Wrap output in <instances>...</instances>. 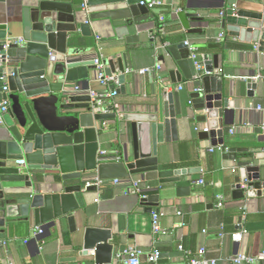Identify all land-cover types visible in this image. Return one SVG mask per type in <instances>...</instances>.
<instances>
[{
  "label": "water",
  "instance_id": "95a60500",
  "mask_svg": "<svg viewBox=\"0 0 264 264\" xmlns=\"http://www.w3.org/2000/svg\"><path fill=\"white\" fill-rule=\"evenodd\" d=\"M141 1L84 0L86 10L77 11L64 0H40L37 6L24 11L23 41H11L8 47V40L19 37H13L6 24L0 25V103L3 99L10 101L0 126L1 229L7 223L11 228L33 224L43 231L37 240H43L46 229L79 209L83 184L91 181H131L141 177L160 186L185 182L186 176L196 169L166 168L163 159L177 139L179 118L186 119L192 113H201L197 120L208 122L210 132H202L200 137H211L215 147L224 145V136L232 131L234 110L229 99L223 97L218 60L210 54L204 56V61L206 71L214 76L194 81L200 92L192 96L190 106L181 105L179 93H168L166 83L158 82L156 76L151 79L156 89L152 102L137 110L105 114L90 94H78L62 82L78 57L94 51L78 43L80 36L92 35L93 23L110 20L117 42L128 45L138 43L137 35L154 31V16L139 4ZM236 6L237 0H221L222 29L232 38L257 45L264 54V15L238 12ZM178 17L187 32L196 31L191 30L189 19L198 18L197 14L181 11ZM122 49L118 46L113 50L116 60H104L107 76L121 73L120 85L130 67L131 54ZM165 51L172 56L176 68L169 72L173 84L182 83L185 71L189 79L197 77L190 50L184 43L166 47ZM91 64L96 69L94 62ZM3 75L7 76L9 95L2 94ZM252 78L247 81L249 96L257 88ZM107 121L119 122L132 137L131 153L120 161H108L100 155L107 136L103 123ZM244 152L248 150L230 149L224 155L241 170L231 185L237 201L262 196L264 190V163H257L255 157L238 160L237 154ZM21 161L25 166L18 165ZM98 189L97 185L86 188L87 192ZM189 195V187L176 190L179 198ZM159 200V196H150L141 204L152 208L151 213H158L153 207H158ZM6 237V231H1L0 247ZM113 241L109 230L86 228L83 249L93 251L96 264H113L117 252Z\"/></svg>",
  "mask_w": 264,
  "mask_h": 264
},
{
  "label": "crops",
  "instance_id": "0c3cea01",
  "mask_svg": "<svg viewBox=\"0 0 264 264\" xmlns=\"http://www.w3.org/2000/svg\"><path fill=\"white\" fill-rule=\"evenodd\" d=\"M39 1L0 0V25L6 24L12 29L13 37H23L24 11L34 8ZM64 1L77 11L86 10L84 0ZM157 1L162 2V5L150 10L151 16H154L155 29L137 35L140 39L138 43L128 45L124 41L117 42L114 23L110 20L93 23L92 35L80 36L78 43L94 51L85 57H78L62 82L73 88V91L78 87L82 91L104 93L107 89L98 83L97 69L91 63L98 57L100 50L104 55L103 61L106 58L114 60L113 50L121 46L122 50L131 53L130 67L125 72L123 85L115 87L119 95L105 100L102 111L112 108L114 112L122 113L137 110L152 102L156 94L151 84L152 77L130 71L159 66L161 69L157 72V81L166 83L168 93L178 92L181 105L190 106L192 96L198 93V88L193 84L196 78L189 79L185 71L182 72V83L173 84L169 72L176 68L172 56L165 51L166 47L190 42L199 48L203 57L210 54L218 60L223 97L229 99L230 108L234 110L233 133L224 136L223 146L229 150H248V153H238V160L255 157L257 163H264V54L259 52L257 45L232 38L222 29L221 0ZM236 9L238 12L264 15V0H237ZM181 11L198 15V18L189 19L191 30H196L194 33L183 28L178 17ZM221 34L225 36L224 40L218 41ZM214 45L221 47L209 48ZM116 75L120 76L121 73ZM259 75L263 79L256 81L255 77ZM252 76L257 88L253 90V96H249L247 81ZM56 80L60 78L56 77ZM181 86L183 90L180 91ZM200 115L196 112L186 119L179 118L177 139L170 144L163 159L166 168L196 169L193 174L186 176L185 182L160 186L157 182L148 183L141 177H134L131 181H120L118 185L115 181L83 184L79 209L58 219L54 227L46 229L43 240H37L35 233L39 228L33 224L11 228L7 223L6 228H0V232L6 231L7 236L0 247V264H96L93 251L83 249L86 228L109 230L114 238L116 254L130 247L145 253L160 250L162 258L159 264H186L180 246L193 253L205 249L206 258L217 260L218 264H232L231 258L240 253L254 258L263 257L264 190L262 196L247 197L240 201L234 199L231 185L241 170L235 162L224 158L226 153L211 152L215 148L213 139L200 137L204 130L209 129L208 122L197 120ZM103 125L107 136L102 142L100 155L108 161L126 158L132 149L131 134H127L119 122L107 121ZM103 152L104 155L101 154ZM136 181L140 182L143 189L146 188L149 197L159 196V205L153 210H158L160 226L166 234L153 233L152 208L143 206L139 196L128 193L131 184ZM200 181L204 183L199 184ZM88 184L97 185L99 189L87 192ZM180 186L190 188L188 197L176 196ZM221 197L224 198V207L218 208ZM241 228L248 229V234L242 242L235 243L231 234ZM222 231L225 235L220 237ZM113 264L125 263H116L114 260ZM143 264L147 262L144 260ZM255 264H264V260L259 259Z\"/></svg>",
  "mask_w": 264,
  "mask_h": 264
},
{
  "label": "built area",
  "instance_id": "2783aa9c",
  "mask_svg": "<svg viewBox=\"0 0 264 264\" xmlns=\"http://www.w3.org/2000/svg\"><path fill=\"white\" fill-rule=\"evenodd\" d=\"M141 6L146 7L148 10H154L157 7L162 5V2L157 1V0H142L139 3ZM224 35L221 34L220 37L218 38V41L224 40ZM11 41L13 43H20L23 41V38L19 37L16 39H11L8 40L7 42V47L10 45ZM185 45L189 48L190 50V59L194 62V65L196 67V70L198 72V75L196 79H202L204 76H210L212 75V72L206 71V66H205V61L204 57L201 54L199 48L195 45H193L190 42H185ZM168 46V45H166ZM0 58H1V52H0ZM104 55L103 52L100 50L98 57L94 60V65L97 69L98 72V83L100 84L101 87L107 89L104 93H97L94 91H82L80 88H75L74 92L77 93H88L92 97V101L96 103L99 106V110L103 113H110L114 112L112 108H108L105 111H102V106L105 104V100L107 99H112L116 98L119 95V92L115 87H118L120 85L119 79L117 75H112V76H107L106 75V70H107V65L103 61ZM0 67H2V63H0ZM161 69V67H152V68H145L139 71H130V72H135L136 74H139L141 76H156L157 72ZM263 79L261 75L255 77L256 81H259ZM2 82V94H7L9 95L10 90L9 86L7 84V76L3 75L1 78ZM114 88L112 90L111 88ZM179 90H183V87L181 86ZM197 92H200V89L197 90ZM9 99H3V101L0 103V126L4 124V115L8 112L9 108ZM197 131H199L196 128ZM205 133H209V129L204 130ZM233 133V132H231ZM220 152V153H228L229 149L223 145L217 146L213 149H211V152ZM102 155L105 154V152L101 153ZM118 161H120V158L118 157ZM18 165L20 166H25V162L21 161L18 162ZM115 183L118 185L120 184V181H115ZM203 181H200L199 184H203ZM93 186L92 184H88V187ZM146 189V188H145ZM142 188L140 182L136 181L131 184V188L129 189L128 193L131 195H137L140 197L141 200H147L149 198V195L146 194V190ZM149 191V189H148ZM218 208H223L224 207V198L221 197L219 200V204L217 205ZM152 229L153 233L155 235L159 234H166L165 230H162L160 226V214L159 213H153V221H152ZM43 231L38 229L37 232L35 233L36 236L39 234H42ZM248 232L241 228L238 232H234L231 234L232 240L235 243L242 242L243 237L246 236ZM225 233L222 231L220 237H223ZM180 252L183 254L186 264H218L217 260L214 259H208L206 258V250L205 249H200L198 250L197 253H193L190 250H187L183 248L182 246L179 247ZM162 258V253L160 250H154L153 252L150 253H145L142 250H139L137 248H128L123 250L122 252H119L115 256V262L118 263L120 261L124 262L125 264H143L144 260L147 262V264H159ZM259 259L264 260V256L261 258H254L252 256L246 255V254H238L234 257L231 258V263L232 264H255Z\"/></svg>",
  "mask_w": 264,
  "mask_h": 264
},
{
  "label": "trees",
  "instance_id": "16d2710c",
  "mask_svg": "<svg viewBox=\"0 0 264 264\" xmlns=\"http://www.w3.org/2000/svg\"><path fill=\"white\" fill-rule=\"evenodd\" d=\"M227 147V146H226ZM228 148V147H227ZM247 231H248V229H247Z\"/></svg>",
  "mask_w": 264,
  "mask_h": 264
}]
</instances>
